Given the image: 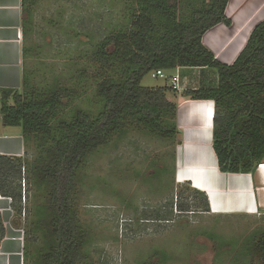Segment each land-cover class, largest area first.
<instances>
[{
	"label": "trees",
	"instance_id": "trees-1",
	"mask_svg": "<svg viewBox=\"0 0 264 264\" xmlns=\"http://www.w3.org/2000/svg\"><path fill=\"white\" fill-rule=\"evenodd\" d=\"M30 1L22 0L23 60L30 53L25 45L34 19ZM228 1L193 0L189 17L183 18L179 10L182 0H126V28L103 38L94 51L96 60L109 69L97 81L102 106L94 116L81 106L74 107L69 117L60 116L65 106L60 86H35L24 67L20 90H1L4 124L20 127L26 145L34 138L50 142L44 149L39 145L42 152L30 166L35 185L46 196L45 202L35 204L31 231L22 227L26 264H79L88 233L76 219L73 196L92 151L115 136L123 137L133 124L151 135L177 139L178 104L168 95L173 87L142 85L143 78L154 70L215 68L216 87L187 90L184 95L215 103L212 144L219 170L254 174L263 163L264 20L232 64L219 61L202 41L213 26L231 24L225 13ZM26 164L29 161L23 157L0 156V193L13 200L11 222L15 226L25 208L16 181ZM194 193L211 211L207 193L197 188ZM176 206L186 211L190 203L177 199ZM31 234L40 235L41 244L33 243ZM4 236L0 215V242ZM246 248L255 264H264V231L249 235Z\"/></svg>",
	"mask_w": 264,
	"mask_h": 264
},
{
	"label": "rangeland",
	"instance_id": "rangeland-1",
	"mask_svg": "<svg viewBox=\"0 0 264 264\" xmlns=\"http://www.w3.org/2000/svg\"><path fill=\"white\" fill-rule=\"evenodd\" d=\"M189 1L179 8L183 18L190 15ZM29 7L34 19L25 41L27 76L37 87L60 86V116L69 117L76 106L96 115L102 106L97 81L109 69L94 51L103 38L126 28V0H31ZM165 80L149 73L142 85L163 86ZM168 95L178 104L173 92ZM47 143H27L29 164L20 179L25 208L16 222L28 231L35 204L46 196L30 166ZM178 146V136L165 139L133 124L88 155L73 196L76 219L88 233L79 264H255L246 245L254 231H264V208L255 214L207 211L191 182L176 178ZM177 199L189 202V210L180 211ZM32 234V242L41 244V236Z\"/></svg>",
	"mask_w": 264,
	"mask_h": 264
},
{
	"label": "crops",
	"instance_id": "crops-1",
	"mask_svg": "<svg viewBox=\"0 0 264 264\" xmlns=\"http://www.w3.org/2000/svg\"><path fill=\"white\" fill-rule=\"evenodd\" d=\"M225 13L231 20V24L227 25L221 22L213 26L205 32L202 41L219 61L232 64L245 47L254 28L264 20V0H229ZM252 13L261 18L246 35L242 28L251 17L250 15H253ZM245 37L244 47L234 57L237 47ZM23 43L22 0H0V156L26 159L27 145L21 128L6 126L1 112V90H20L22 87ZM231 59L232 62H229L228 60ZM211 69L215 68L181 66L167 72L170 77L165 80L164 85L168 86H172V78L176 73L180 75V90L172 86L173 94L178 99V151L181 153L179 157H182L177 161L176 178L179 181H190L194 188L205 191L209 196L213 214H255L258 209L264 208V161L254 174L221 172L212 144L215 103L209 99L192 100L184 95L187 90L216 87L218 74L216 69L210 71ZM194 102L199 103L197 105L199 112L209 110V103L212 104L210 112L211 139L209 142L199 139L203 128L197 120H193L191 117L193 116L191 112L194 109L191 103ZM192 158L204 163L196 162ZM181 173L185 177L191 175L192 179L180 180ZM195 174L197 176H193ZM197 177L205 179L203 183L207 189L195 186ZM16 183L20 185V180L17 179ZM216 206L223 209H217ZM14 212L12 198L0 193V215L5 226V236L0 242V264H26L24 230L23 226L12 224L11 221L15 217Z\"/></svg>",
	"mask_w": 264,
	"mask_h": 264
},
{
	"label": "bare ground",
	"instance_id": "bare-ground-1",
	"mask_svg": "<svg viewBox=\"0 0 264 264\" xmlns=\"http://www.w3.org/2000/svg\"><path fill=\"white\" fill-rule=\"evenodd\" d=\"M253 15H250L251 17L248 18V21L245 23L244 27L242 28V30L244 31V33L246 35L249 34V32L251 31V29L253 28L254 24L258 21L259 18V15L255 14V13H252ZM245 40H246V37L245 39H243L241 41V44L237 47L235 53H234V57L240 52V50L244 47V43H245ZM242 51V50H241ZM233 57V58H234ZM229 62H232V59L231 60H228ZM199 103H191V105L193 106V110H192V114L193 116L192 119L193 120H197L201 125H202V132L201 134H199V139L205 141V142H209V140L211 139V110H212V104L209 103V110L207 111H201L199 112V107L197 106ZM209 152H211V150H208ZM192 160L196 161V162H200V163H204L202 161H198V159H195V158H192ZM206 161V160H205ZM207 162V161H206ZM190 164V163H189ZM191 165V164H190ZM185 167V166H184ZM199 167V166H198ZM182 168V167H181ZM197 168V167H196ZM193 176H197L196 174L193 175ZM191 175L188 177V176H184V174L181 173V176H180V180H183V179H192L190 178ZM203 180L205 182V179L204 178H195V186L197 187H200L202 189H207V187L205 186V183H203ZM211 180V179H210ZM193 183V182H192ZM213 183V181H212ZM215 185V184H214ZM213 186V184H212ZM211 187V186H210ZM210 187H209V190H210ZM212 188V187H211ZM213 189V188H212ZM215 191V189H214ZM210 192V191H209ZM217 207V206H216ZM217 209H223V208H220V207H217Z\"/></svg>",
	"mask_w": 264,
	"mask_h": 264
},
{
	"label": "built area",
	"instance_id": "built-area-1",
	"mask_svg": "<svg viewBox=\"0 0 264 264\" xmlns=\"http://www.w3.org/2000/svg\"><path fill=\"white\" fill-rule=\"evenodd\" d=\"M151 76L154 78H164L165 79L168 77V74L163 69H157L151 72ZM172 86L180 90V75L178 73H176V75H174L172 78Z\"/></svg>",
	"mask_w": 264,
	"mask_h": 264
}]
</instances>
